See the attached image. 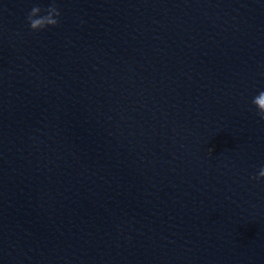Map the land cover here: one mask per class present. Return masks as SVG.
Here are the masks:
<instances>
[{
    "label": "water",
    "instance_id": "1",
    "mask_svg": "<svg viewBox=\"0 0 264 264\" xmlns=\"http://www.w3.org/2000/svg\"><path fill=\"white\" fill-rule=\"evenodd\" d=\"M260 91L264 0H0V264H264Z\"/></svg>",
    "mask_w": 264,
    "mask_h": 264
},
{
    "label": "clouds",
    "instance_id": "2",
    "mask_svg": "<svg viewBox=\"0 0 264 264\" xmlns=\"http://www.w3.org/2000/svg\"><path fill=\"white\" fill-rule=\"evenodd\" d=\"M60 16L61 12L57 5L51 6L45 14H40V8L33 6L27 15V23L31 31L40 32L58 26ZM251 104L259 118L264 120V91H260L255 95L251 100ZM254 179L257 181L264 180V167L259 169L258 175Z\"/></svg>",
    "mask_w": 264,
    "mask_h": 264
}]
</instances>
